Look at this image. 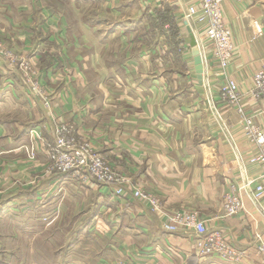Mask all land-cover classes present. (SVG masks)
<instances>
[{"label":"crops","instance_id":"0c3cea01","mask_svg":"<svg viewBox=\"0 0 264 264\" xmlns=\"http://www.w3.org/2000/svg\"><path fill=\"white\" fill-rule=\"evenodd\" d=\"M197 1L0 0V42L32 62L53 95L50 116L0 57V238L9 240L16 264L35 254L51 257L48 264H262L255 235L264 240V196L256 203L243 196L242 210L218 217L228 183L239 178L233 148L252 183L262 168L247 162L257 146L235 107L220 100L224 78L209 57L203 83L197 81L183 24ZM161 3L171 19L163 33L150 17ZM222 13L235 48L228 77L244 93L245 112L264 128V98L247 93L264 60V0H228ZM190 22L194 33L202 31L195 18ZM53 118L73 122L162 208L152 211L130 194L113 197L114 185L46 175L47 156L33 134L50 140ZM180 209L197 210L209 230L224 231L245 251L242 261L200 258L191 231L165 230L168 215ZM24 238L47 240L46 255L23 248Z\"/></svg>","mask_w":264,"mask_h":264},{"label":"built area","instance_id":"2783aa9c","mask_svg":"<svg viewBox=\"0 0 264 264\" xmlns=\"http://www.w3.org/2000/svg\"><path fill=\"white\" fill-rule=\"evenodd\" d=\"M225 1L228 0H198L189 5L184 14V21H187L190 26L193 18L202 25L200 33L196 34L193 31L202 63L206 64L209 57L219 69V73L224 78L219 89V98L225 104L235 107L245 136L257 146V153L249 156L247 162L259 164L262 168L258 181L252 183L245 173V161L233 148L234 156L240 167L239 178L236 183H228V189L223 194L218 216L221 219L233 216L242 210L243 196H247L253 203L264 196V128L255 123L252 117L245 112L242 104L244 93L227 74V66L234 56L235 48L231 30L223 21L222 4ZM230 1L248 2V0ZM0 57L7 67L19 76L32 101L39 99L41 105L52 116L50 107L53 95L41 82V77L32 62L11 52L1 42ZM247 93L254 100L264 98V60L254 72L251 87ZM53 120L51 121L50 140L44 139L40 130L33 134V139L42 146L47 156L44 166L46 175H69L85 186L95 183L114 185L113 197H124L130 194L133 198L146 202L152 211H159L162 208L156 195L130 185L128 177L120 174L106 157L94 150L89 140L79 134L73 122H65L57 118ZM28 149L31 150L29 154L33 157L34 144H31ZM163 226L169 232L191 231L194 237V253L200 258L213 257L225 262L239 263L245 255L244 250H239L231 244L224 231L209 230L196 210H175L168 215ZM255 243L256 254L264 264V240L261 235H255Z\"/></svg>","mask_w":264,"mask_h":264},{"label":"rangeland","instance_id":"374dc122","mask_svg":"<svg viewBox=\"0 0 264 264\" xmlns=\"http://www.w3.org/2000/svg\"><path fill=\"white\" fill-rule=\"evenodd\" d=\"M94 3H95V1L91 2V5L93 6ZM164 8H165V6L161 3L160 6L154 7V10L152 11L153 12L152 14H155V10L157 12H159V11H163ZM259 32L260 31L258 29V33ZM84 226H85L84 224L80 225V228L77 229V231H80L81 228L83 230ZM75 228H76V225H75ZM25 241H26V244H23V248H30V249H36V248H38L39 251L45 253L46 249H44L43 247H45V244H46L47 240H45V239H35V240L25 239ZM56 242H61V241H56ZM70 242H71V244H73L75 241H70ZM13 254H14V250L12 248H10V242H9V240H5V239H1L0 238V264H16L18 258L16 256H14ZM45 255H46V253H45ZM72 255H74V254L72 253ZM20 256H23V255H20ZM25 256L27 257V259L24 260V261H27V264H48L47 261L48 260H51V257L43 256L41 254H39V255L38 254H35L32 258H30L31 255H25ZM51 262H53V261L51 260Z\"/></svg>","mask_w":264,"mask_h":264},{"label":"water","instance_id":"95a60500","mask_svg":"<svg viewBox=\"0 0 264 264\" xmlns=\"http://www.w3.org/2000/svg\"><path fill=\"white\" fill-rule=\"evenodd\" d=\"M183 24L186 26L190 41L189 45L191 47V55L193 57V67H194V72L197 77V81L202 84L203 83V68L204 65L202 63L201 55L199 48L196 43V38L193 33L192 27L187 21H184Z\"/></svg>","mask_w":264,"mask_h":264},{"label":"trees","instance_id":"16d2710c","mask_svg":"<svg viewBox=\"0 0 264 264\" xmlns=\"http://www.w3.org/2000/svg\"><path fill=\"white\" fill-rule=\"evenodd\" d=\"M165 7H167V6H165ZM166 9L167 8H164L163 11H159V12L156 11V13L153 14V16H150V17H154V19H153L154 21H152V22L150 21V22H151V26L154 28V30L156 32L158 30L159 33H163V23H167V22H169L171 20V19H169V17H170L169 16V12ZM156 23H157V25H156ZM169 24H170L169 32L171 31L173 36L176 35L177 30H176V25H174L175 23L170 22ZM168 28H169V26H168ZM169 32L167 31L168 34H169ZM173 36L171 35L170 37L172 39H174Z\"/></svg>","mask_w":264,"mask_h":264},{"label":"bare ground","instance_id":"6f19581e","mask_svg":"<svg viewBox=\"0 0 264 264\" xmlns=\"http://www.w3.org/2000/svg\"><path fill=\"white\" fill-rule=\"evenodd\" d=\"M203 71H204V68H203Z\"/></svg>","mask_w":264,"mask_h":264}]
</instances>
